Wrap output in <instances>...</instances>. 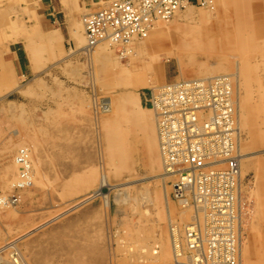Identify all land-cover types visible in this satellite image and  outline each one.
Listing matches in <instances>:
<instances>
[{"label":"rangeland","instance_id":"1","mask_svg":"<svg viewBox=\"0 0 264 264\" xmlns=\"http://www.w3.org/2000/svg\"><path fill=\"white\" fill-rule=\"evenodd\" d=\"M28 1L0 0V57L8 60L0 69V196L9 199L0 205V255L16 250L20 264H151L131 259L129 250L159 251L169 217L180 230L186 220L170 200L169 179L153 176L162 170L154 169L149 148L151 92L136 81L143 73L162 85L199 77V70L207 76L222 64L242 74L243 259L264 264V0L192 6L195 17L166 22L181 31L133 45L135 54L122 60L109 46L105 58L97 57L104 48L88 58L70 24V32L62 26L63 34L46 43L41 27H55L43 8L49 0ZM32 24L41 25L40 38L29 53ZM159 48L172 50L181 64ZM14 49L21 68L10 61ZM104 98L116 105L114 115L96 113ZM21 148L30 158L23 182L15 163Z\"/></svg>","mask_w":264,"mask_h":264},{"label":"bare ground","instance_id":"2","mask_svg":"<svg viewBox=\"0 0 264 264\" xmlns=\"http://www.w3.org/2000/svg\"><path fill=\"white\" fill-rule=\"evenodd\" d=\"M29 1H31V0H29ZM29 1H28V3H29ZM34 1L35 0H32V2H34ZM60 2L67 9V10H65L66 11V19L68 20V18L70 17L68 22L66 21L67 24H70V25H68V28L71 29L74 26L71 30L70 36L73 37L74 41L78 45V48L81 49L82 52H85L87 54L88 58L93 59V57L95 56L94 54L96 53L95 51L98 50L99 48H104V49H101L102 51L97 54V57L99 58V56L100 57L103 56L105 58L104 50L106 49L105 47L109 46L116 53V58H118L119 60L120 59L121 60L127 59L130 56L134 55L135 54L134 46L138 47V45H140V44L145 45V43H146V46L151 45L149 43L152 42V44H153L154 42H156V40H157L156 38H160L161 36L166 35L168 31H172V30L176 31V32L181 31L183 29V27L175 26V27L171 28V26L169 27L166 24V22L170 21L172 18L176 17L177 15L182 16L183 18H191L193 16L195 17L196 15L194 14V10H193L192 6H195V5L198 6L199 5L202 8H214V5H215L214 4L215 0L189 1L188 3H185L183 6H181L177 10H175L171 14V16L165 17V18L158 17V18L154 19L152 21V24L147 28L146 33L143 34V36L134 35V37L131 39V41L126 42V43H120V44L119 43H113L110 38L109 39L104 38V39H101L100 41H98V43L90 44V42L87 38V35H86L85 19H86V17L91 15L96 9L93 11L89 10V11L82 13V17L80 19V22H81V26H80V23H77V21H75V20H77L76 19L77 14L73 15V13H74L73 12V10H74L73 4L76 1L73 2V0H60ZM38 25H37V27H35V25H33L34 27L32 26L31 30L29 31L30 33H29L28 38L30 40L27 43V47H28L27 51L29 53H32V49H31L32 44H30V42L40 38L39 30H37ZM40 26L41 25H39V29H40ZM70 29H68V32H70ZM40 30L44 33H48L47 38H45V41L48 44H52L53 41H55L56 38L59 37V34H63L61 29L58 28V26L55 27L54 29L48 30V31L42 29V27H41ZM159 49H160V51H163V50L166 51V54H165V52H163V53L165 54L164 57L167 60L169 58H174L178 64H181L180 58L178 56H176V54H174L172 52V50L169 51L170 49H166V48H159ZM159 53H161V52H159ZM158 55L159 54H157V56ZM152 56H154V55H152ZM7 63H8V60H6V58L0 57V69H2V68L6 69L7 66H5V65ZM225 65H228V64H225ZM144 68H147V70H146L147 72L149 71V65L147 67H144ZM144 68H142V71L143 70L145 71ZM228 69L229 68L227 66L223 67L221 64V66L218 67L216 70H214L212 72L209 71L208 72L209 75H207V76L206 75L202 76V75H204V72H203V70H199L197 74H202L199 77H192V78H181V77L177 78L176 77L175 79L171 80L172 83L165 82L162 85L153 84L152 76L147 77L146 75L141 73V76L138 77V80L136 81V87H146L151 92V99L154 103V106L152 105V107L150 109L151 112H153L152 113L153 114L152 126H154V128H153L154 133L153 134L149 133L148 137H150L149 140H150V144H151L149 146V148H150V150H152V154H153L152 159H153L154 169L162 170V172L154 174L153 176H154V178H160L161 180H163L164 178L169 179L170 188H171L170 195H169L170 200H172L173 203H175L177 206H179L181 208V212H180L182 214L181 219L182 220L185 219L186 222L184 223V225H182V229L180 230L179 225L177 224L178 223L177 220H172L171 217H169L170 220L168 222L169 228H168V241L166 240L167 243H165L159 251L154 250V248H150V246L148 247V246H144V245L141 246L142 248H138V250H132V252L130 249L129 254H130L131 259L139 260V262L144 261L145 263H151V264L152 263H154V264H210L211 262L218 263V264H219V262H221L220 264H242L243 245H244V239H245L244 238L245 234L243 232L244 221H245V212H244V208H243L244 204H243L242 198L245 195H242V180H243V178H242L243 177L242 176V167H243L242 166V158L243 157L245 158L247 156V155H243L241 152V136H242V133H241V121H240L241 117H240V109H239L240 108V92H239V81L240 80H239V78H240V75H242V74H241L239 66H237V65H236V70H234L235 72L230 73L229 72L230 70H228ZM232 69H234V67ZM224 70H225V73H224ZM221 71H223V74H220V73H222ZM227 71H228V73H226ZM213 79H217V80L221 81V83L224 85V87H222L220 90L225 91L226 95L230 96V99H228V100H230V104L232 107V113H231L232 114V121L230 122V125L232 127L231 142L233 141L234 146H231L229 148H232V158L236 162L237 171L231 172L229 170L227 164L224 161H221V159L216 158L217 150L213 146V143L210 141H204L203 142V145L205 147H211L210 153H208V155L206 157H210L211 161L217 162V163H214L215 166L211 165V168H205L207 166V165H205V166L201 167V170H203L202 173H203V176L205 177V179H208V180L210 178H212V177H210L208 172L215 173V176L217 179H219V181L224 179L226 181L225 183H228V184L231 183V181H234L236 178L234 187L229 189L230 193L232 194V196H231V210H227L228 214L224 215L223 219H222V221H227V218L229 216L234 217V218L229 219V222L228 221L225 222V225L223 224V227L225 230H227L228 235L230 234L231 236H233L232 243H231L232 247H230L229 244L225 245V246H227L226 248L229 249V250H227L228 254L226 256L229 258L228 261L230 263L226 262V261L223 262L221 259L222 258L221 253L222 252L225 253L224 243H220V245L218 244L216 247L218 249H221V251H216V249L212 252L209 251V243H208L209 237H208V235H206V233L204 231L212 229V227L210 229H207V225H208V222L211 220V215L213 213H211L212 212L211 200L207 201V198L203 196L206 193L208 182L205 183L203 186H201L200 189L202 191L197 192V195H195L196 198H195L194 202L196 204L188 203V199H180L179 197H181L182 195H181V191L178 189H176L178 196L175 197L174 194L176 195V193L175 192L173 193V190H174L173 183L177 180L178 173L176 171L175 172L171 171L170 168L168 167V163H167V161H168V162H171L173 164V163H175V160H170V159L167 160L166 154L163 151V147H162V135H163L166 127H165V122L163 120H161V118H160L159 112H160V108L162 107L160 99L164 95V93L166 91V87L168 85H173V87H176L178 84H186V83L190 82L189 86L191 89H189V90H194V91H197L199 93L198 97H197V100H198V102H197L198 103L197 113H198L199 118H200V125H202L205 121H208L213 116H215V113H216V109L213 106V104H210V103H209L210 105L207 104V100H208L207 96H209V93H210L209 84L212 82ZM201 85L204 86V88L201 89ZM206 85H207V87H206ZM217 95H218V93H217ZM100 105L101 106H98L99 108L96 109V113L97 112L98 113H100V112L104 113L105 117H106V115L107 116L108 115L109 116L114 115L116 110H117L116 105L113 103V100L111 98L102 99ZM245 107H246V105H245ZM149 126L151 128L150 124H149ZM150 131H151V129H150ZM26 152H27L26 148H21L15 156V163L20 168L18 171V180L20 179L22 182L24 181V178H25L24 176L26 175V171L29 170V162L27 161L29 156L27 155L28 152L27 153ZM263 153H264V151H263ZM21 155H25L27 157L26 161L22 160V158L20 159L19 156H21ZM171 168L175 169V170L179 169V167L175 164L171 165ZM187 169H189V168H187ZM191 172L193 173L196 171H191ZM220 173H225V177L219 176ZM189 176H190V174H189ZM216 178H214V179H216ZM14 181H16V183L19 182V181H17V179H15ZM16 183H15V185H16ZM231 184H233V183H231ZM18 186H19V184H18ZM189 186H190V184H188V182H184L182 188L183 187L187 188ZM188 190L189 189L185 190L186 193L188 192ZM189 194H191V191H189ZM235 194H236V197L234 196V198H235L234 203L235 204H233L232 199H233V195H235ZM202 197H203V200H202ZM7 201L9 202V199H7V197L0 196V205H3V203H5ZM236 202H237V204H236ZM233 205L235 208H237V205H238V207H240V209H241V213H239L237 215H235L234 213L230 214V212L233 211ZM261 206H262V203H261ZM168 207H169V205H168ZM226 207L227 206L224 207L222 205V208H226ZM167 210L169 211V209H167ZM174 210H176V208ZM187 211H189L190 213L188 214ZM252 214H249V215L251 216ZM234 219H235V221H234ZM187 227H189L190 229H195L196 231H198V230L200 231L203 228H205V229L202 230V233L196 234V236H193L189 240V237L187 235L188 231L186 229ZM226 235L227 234H224V236H226ZM142 239H144V238H142ZM161 239H162V237H161ZM146 241L148 242L147 239H146ZM196 241H197V243H195ZM190 243H194L195 244L194 247ZM184 250L187 252H190V254L185 255L183 253ZM230 250H232V251H230ZM204 251H205V253H208V254L203 258L202 255L204 254ZM217 252L219 253L220 256H218ZM210 255L213 257V260H210L211 259ZM8 256H9L8 258L7 257L5 258V257L0 255V264H20V258L18 256V252H16V250L9 251ZM198 258H199V260H197ZM207 258L209 259L208 261H207ZM193 260H197L198 262H196V263L192 262ZM243 262H245V264H251V260H249L247 257H245V259H243Z\"/></svg>","mask_w":264,"mask_h":264},{"label":"built area","instance_id":"3","mask_svg":"<svg viewBox=\"0 0 264 264\" xmlns=\"http://www.w3.org/2000/svg\"><path fill=\"white\" fill-rule=\"evenodd\" d=\"M189 1L198 0H101L99 7L85 19L87 38L90 44L98 43V41L104 38H110L113 43L119 44L129 42L134 35L143 36L154 19L171 16L175 10ZM189 85L190 82L178 84L176 87L168 85L164 95L160 99L162 107L159 114L161 120L165 122L166 127L162 135V147L166 154V159L175 160L173 164L179 167L178 170L172 169L171 165L173 164L167 161L170 170L178 173V178L173 183V193H176V195L174 194L175 197L178 196L176 192V189H178L182 195L179 197L180 199H188V203L196 204L194 202L195 195H197V192L202 191L200 189L201 186L208 182L206 193L203 196L207 198V201L211 200V213L213 214L211 215V220L208 222L207 229L211 227L212 229L205 230L204 232L209 237V251L212 252L215 249L216 251H221V249L216 247L218 244L224 243L225 253H221V259L223 262H229V258L226 256L229 249L225 245L229 244L232 247L233 236L228 235L223 224L225 225V222H229V219L234 217L229 216L227 221H222V219L224 215L228 214L227 210H231L232 194L229 189L234 187L236 178L234 181H231L233 184H228L225 183L224 179L219 181L215 173L208 172L210 177H212L208 180L203 176L201 167L207 165L205 168H211V165L215 166L214 163H217L211 161L210 157H206L210 153L211 147H205L203 142L210 141L217 150L216 158L224 161L231 172L237 171L236 162L232 158V148H229L234 146L233 141L231 142L232 127L230 122L232 121V107L230 100H228L230 96L226 95L225 91L220 90L224 87L221 81L213 79L209 84L210 93L207 96V104H213L216 113L210 120L200 125V118L197 113V97L199 93L189 90L191 89ZM202 88L204 86L201 85ZM149 102L151 106H154L151 93ZM191 171L196 172L192 173ZM219 176L225 177V173H220ZM184 182H188L190 186L182 188ZM186 189H189L187 193ZM189 191H191V194H189ZM234 196L236 197V194L233 195V204H235ZM222 205L227 207L222 208ZM233 213L235 215L241 213L238 205L237 208L233 205V211L230 214ZM186 229L190 240L196 234L202 233V230L205 228L200 231L190 229L189 227ZM224 234L227 235L224 236ZM190 244L193 247L195 245L194 243ZM207 254L204 251L202 257L204 258ZM217 254L220 256L218 252ZM210 257V260H213L211 255ZM197 260H193L192 262L196 263L198 262ZM210 264L218 263L211 262Z\"/></svg>","mask_w":264,"mask_h":264},{"label":"crops","instance_id":"4","mask_svg":"<svg viewBox=\"0 0 264 264\" xmlns=\"http://www.w3.org/2000/svg\"><path fill=\"white\" fill-rule=\"evenodd\" d=\"M76 1L74 4H73V15L77 14L76 16L78 17L79 16V12H81V10L83 12H86V11H93L95 9H97L99 7V2L101 0H73V2ZM43 8L45 9L46 11V15L48 16V18L51 20L52 22V26H55L58 28H62V26L66 29L67 31V22L69 20L66 19V7H64L60 0H49V1H46L43 5ZM67 21V22H66ZM66 23V24H65ZM55 27H48L44 30H52L54 29ZM43 29V28H42ZM62 31V29H61ZM68 32V31H67ZM11 52L13 53V56L12 58L10 59V61L12 62V65L14 67H18V68H21L23 67V63H22V56L21 54L17 51V50H11ZM24 73L23 74H26L25 71H23ZM167 75V78H168V74H170V71L168 73H166ZM175 75H169V78H172L174 77ZM142 101V100H141Z\"/></svg>","mask_w":264,"mask_h":264}]
</instances>
